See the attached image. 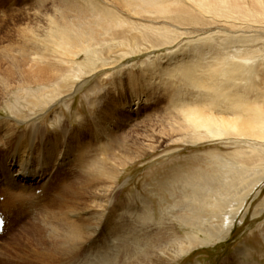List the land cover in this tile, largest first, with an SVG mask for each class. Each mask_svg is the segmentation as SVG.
Wrapping results in <instances>:
<instances>
[{
  "label": "bare ground",
  "instance_id": "6f19581e",
  "mask_svg": "<svg viewBox=\"0 0 264 264\" xmlns=\"http://www.w3.org/2000/svg\"><path fill=\"white\" fill-rule=\"evenodd\" d=\"M110 2L118 11L114 7L91 13L77 9L71 19L70 10L64 7L58 10L61 19L36 16L44 24L38 28L45 33L26 29L24 43L32 45L37 56L59 59H50L33 72L0 77V104L10 115L0 118V212L6 219L0 233V264L6 243L2 237L29 214L42 222L45 231L42 251L31 252L40 258L38 264L56 246L54 236L61 238L56 239L60 244L69 241L79 246L72 264H175L204 244L198 234L214 241L228 238L239 210L264 184V0ZM114 43L134 47L131 53H148L156 47L176 49L170 51V60L162 57L160 63L152 61L145 67L144 73L150 74L131 77L127 87L113 83L105 105L104 99L96 104L95 94L103 92L102 78L108 75L100 73L114 69L128 56L123 50H114ZM112 55L119 60H111ZM83 56L84 63L78 64ZM201 59L205 62L199 63ZM172 61L180 63L173 67L176 71L192 69L193 74L183 77L193 88L210 93L211 104L221 103L226 110L221 116L204 109L182 110V117L160 124L165 136L198 133L201 139L237 138L236 143L245 139L251 145L250 151L230 153L233 158L241 157L240 170L235 173L227 169L234 167L232 159L215 154V159L226 164L221 180H188L184 189L189 187L191 194L184 193L157 220L149 200L141 201L145 207H140L130 197L119 203L116 197L123 171L155 153L164 140L157 134L146 135L147 128L127 142L128 136L119 133V124L121 119L128 121L130 110L141 111L147 102L145 90L138 93L137 87L148 88L157 78L168 85L181 75L173 74L167 63ZM94 78L97 82L85 90L89 103L100 107L91 141H86L88 120L68 129V120L63 124L64 114L57 111L59 119L52 123L58 131L50 134L41 118L75 94L79 83L84 87ZM102 155L106 158L100 162ZM72 168H77L80 187L70 188V199L66 175ZM42 198L44 203L37 201ZM177 210L184 215H174ZM137 216L139 222L134 220ZM175 221L192 233H178ZM245 253L238 251L226 264L243 263L239 256Z\"/></svg>",
  "mask_w": 264,
  "mask_h": 264
},
{
  "label": "rangeland",
  "instance_id": "374dc122",
  "mask_svg": "<svg viewBox=\"0 0 264 264\" xmlns=\"http://www.w3.org/2000/svg\"><path fill=\"white\" fill-rule=\"evenodd\" d=\"M110 1L111 0H0V77H5L7 74H23L21 71L24 70L33 72L38 67L45 66L49 63L50 59H55L56 62L57 59H59L55 57L49 59L37 56L34 54L35 50L33 46L30 45L27 47L24 43L23 31L33 29V31L37 30L36 32L42 35L45 33V30L38 28L40 24H44L43 22L39 23V21L35 19L36 16H42L41 18L56 16L60 18L61 15H59L60 13L58 10L64 7L70 10L68 16L71 19H74L77 15L75 11L77 9L91 13L93 10L105 11L108 8L113 9L114 7V9L118 11L119 8ZM102 14H105V12H102ZM118 17L122 19L121 15ZM114 45H116L114 50H123L124 53H128V56L125 61L120 62L114 69L100 73H106L109 76L107 75L102 78L101 86H103L104 90L103 92H97L95 94L96 98L94 97V100H96V104L99 100L104 99L103 103L105 105L106 100H108V90L112 89L113 83L117 84V86L123 83L125 87H127L131 77H139L141 79L142 74H150L144 73L145 67L147 68L152 61L158 64L163 58L170 60V51L176 49V47H156L150 50V53L146 51L143 52V50L131 53L129 50L131 51L134 47L131 48V46L128 47V45H121L118 47L117 43H114ZM147 45L149 47L152 46L149 44ZM111 58V60H119V58L114 55H112ZM84 60L85 57L83 56L76 62L82 64ZM202 61L205 62V60L201 59L199 63H203ZM167 63L171 68L177 67V65L180 64H176L173 61ZM184 64L183 61L182 66ZM78 68L77 65L75 70L77 71ZM173 71V74L181 75L173 78L168 85H162L158 80L159 78H157L151 82L148 88H143L142 86L137 87L136 92L138 93L145 90L144 93L148 95L147 102L144 104V108L141 111L134 110L132 112V110H130L131 113L127 116L129 118L128 121L124 122V119H121L122 122L119 124V133L122 132L128 136L129 139L126 140L127 142H131L130 139H133L136 133H144L143 130H147V128L148 132L145 133L146 135L154 136V134H157L158 138L160 136L164 140L163 145L155 153H151L146 158L136 161L123 171L118 182L120 189L118 188L119 191L116 197L117 203L130 197L134 202H132V204H136L140 207H145L141 204V201L145 199L149 200L157 220L161 218V211L173 207L176 200H182L184 198V193L191 194L192 190H190L189 187L184 189V185L187 184L188 180L197 181L201 180L203 177H212V179L216 181H219V179L221 180L223 174L226 173V168H224L226 164H222L215 159V157H213L215 154L220 155L223 159H232V163L228 162L234 165V167L231 168L228 166L229 168L227 167V169H233L232 171L235 173L240 170L239 160H241V157L233 158L230 153L242 150L250 151L249 145H251V143H247L245 139L240 143H236L237 138L213 139L214 137H206L207 139H205L204 137L201 139L198 133H186L180 137L174 136L173 133L171 137H166L164 134L165 130H162L163 128L160 127V124L174 117H182V110L189 108L204 109L209 111L208 113L216 114L217 116H221L219 113L226 110L220 106L221 103L219 104L216 102L215 104H211L210 102L212 101L210 100H212V98L210 93L206 94L204 90L193 88L190 81L183 77L182 74H193L194 71H192V69L185 68L183 71H176L175 68H173ZM201 73L198 72V74ZM97 79L98 78L92 79L91 82L87 83L84 87H80L79 83V88H77L75 94L57 104L54 111L44 116L45 118H41V124L44 127H48L50 134L58 131V128L52 123L54 118H58V112L59 114H64L63 117H61L63 124H66L68 120V129L73 125L77 127L83 120H88L87 127L89 132L86 135V141H91L92 132L95 130L92 131V128H94L93 123L99 114L98 108L100 107L89 103L85 97V90H87L89 85L92 86L95 84ZM104 96H106V98H103ZM252 96L254 97V95ZM217 104L219 105L218 108L216 107ZM67 105H70V107ZM104 105L100 106L104 107ZM9 116L7 108L0 104V118H8ZM19 130L21 131L22 128L20 127ZM115 130L118 133V129ZM172 137L174 138L172 140H175L174 142L170 140ZM129 144L130 143H128V146ZM126 145L127 144H124V146ZM121 148L122 147H120V150ZM95 151H98V149ZM239 156H241V154H239ZM105 158L106 156H100V162ZM77 175V168H72L66 175L68 182V198L70 199H72V197H70L72 192L70 188L80 187V184L76 180ZM54 183L60 186V180H56ZM1 199L3 200V198H0V201H2ZM37 201L44 203V198ZM200 204H203L202 200ZM239 211L235 228L228 235V238L214 241L202 236V234H198L201 237L200 239L205 241L203 242L204 244L194 249L191 253L183 256L175 264H226V262L232 261L240 250L246 252L243 256H239L241 258L240 260L243 261L241 264H264V184L251 194L243 208ZM174 215H184V213L177 210L174 211ZM24 216L28 217V219L23 218ZM24 216L20 220L21 223L18 221L10 232L2 237L4 243H6L4 249L5 255L1 264H38L40 261L38 260L39 257L33 256V253L35 250L42 251V243L46 240L44 235L45 231L42 227L43 224L42 222L34 220V214H32V216L30 214ZM168 217L171 219L170 215H168ZM134 220L139 222L138 216L135 217ZM175 223L178 233L181 235L187 236L192 233V230L182 223L178 221H175ZM154 228L155 226L152 227V229ZM53 239L55 240L53 241L56 243V246L50 251L48 250L49 252L46 251L48 254L43 258V261H41L42 264H72L76 259V249L79 246L76 248L75 245L69 243V241L68 244H60L56 241V239H61L60 237L54 236Z\"/></svg>",
  "mask_w": 264,
  "mask_h": 264
}]
</instances>
